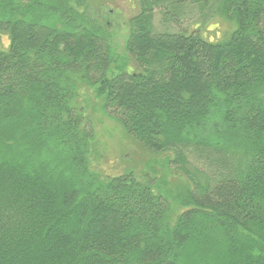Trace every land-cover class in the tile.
Returning a JSON list of instances; mask_svg holds the SVG:
<instances>
[{
    "label": "trees",
    "instance_id": "trees-1",
    "mask_svg": "<svg viewBox=\"0 0 264 264\" xmlns=\"http://www.w3.org/2000/svg\"><path fill=\"white\" fill-rule=\"evenodd\" d=\"M203 1L138 0L129 72L87 0H0V264H264V0ZM196 10L235 29L155 31ZM85 90L160 178L92 168Z\"/></svg>",
    "mask_w": 264,
    "mask_h": 264
},
{
    "label": "rangeland",
    "instance_id": "rangeland-1",
    "mask_svg": "<svg viewBox=\"0 0 264 264\" xmlns=\"http://www.w3.org/2000/svg\"><path fill=\"white\" fill-rule=\"evenodd\" d=\"M87 1L99 22L106 26L111 44L118 56L119 62L113 66V70L115 67L125 65L126 71H136L137 68L134 63L125 55L124 45L128 35L127 21L138 13V0ZM202 3H205V0ZM200 16V13L196 10L170 27L155 25V31L198 33L200 37L209 42H220L229 37L235 29L233 23L227 22L217 15H213L206 23H203V19L200 21ZM8 44V36L0 34V47L7 48ZM79 103L84 106V113L94 134V147L90 160L95 171L106 176L131 172L134 176L140 178L144 173L151 174L148 170L153 167L155 175L158 178L161 177L163 171L159 163L165 155L149 153L129 138L117 122L102 113L99 101L94 99L91 91L85 90L82 101ZM165 173H167L166 179L170 188L186 183L184 177H173V173L167 170Z\"/></svg>",
    "mask_w": 264,
    "mask_h": 264
}]
</instances>
